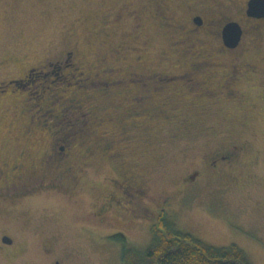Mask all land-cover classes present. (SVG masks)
I'll return each instance as SVG.
<instances>
[{
    "label": "rangeland",
    "instance_id": "obj_1",
    "mask_svg": "<svg viewBox=\"0 0 264 264\" xmlns=\"http://www.w3.org/2000/svg\"><path fill=\"white\" fill-rule=\"evenodd\" d=\"M167 1L178 20L186 19L195 9L216 7L218 2ZM151 2L0 0V79L19 78L29 65L51 62L43 69L46 77L33 74L34 84L15 90L12 96L28 97L32 90L49 85L63 96L57 103L64 108L68 106L64 97L75 93L81 98L83 116L91 112L96 117L81 124L82 120H73L66 113V122L57 125L49 114L43 116L40 110L35 117L37 113L31 109L28 114L44 126L25 138L22 119L12 113L15 99H3L0 155L12 162L20 160L30 170L38 166L39 156L64 146L63 164L69 172L60 175L56 185L46 182L29 190L27 197L15 200L13 206L0 208V232L8 230L15 235L18 246L9 261L0 251V264H27L35 259L49 264L59 256L64 264H121V244L112 236L121 233L128 246L145 250L151 242V226L159 222L161 200L166 218L177 230L207 245L235 243L252 264H264V38L258 40L259 51L252 47L245 50V56L263 74L242 78L244 96L202 97L204 91L194 88L198 85L190 80L196 79L193 75L147 92L146 87L157 85L148 78V84L134 92L141 95L135 103L125 91L128 81L104 87V78L121 77L126 65L136 63L135 54L143 56L138 68L143 71L175 72L184 62V55L178 58L169 49ZM222 2L221 10L232 13L241 5ZM133 8L139 11L137 18L128 13ZM119 42L124 46L139 42L140 48H145L137 52L131 48L126 62L121 63L114 57ZM124 46L119 48L122 52ZM74 47L76 59L62 69L61 76L54 56L60 50L74 51ZM223 57L218 56V60L224 61ZM98 64L122 68L88 83L80 70L92 74ZM69 72L74 82L68 78ZM176 82L187 87L175 89L178 95L170 89ZM145 92L150 97H142ZM33 93L39 99L40 92ZM34 101L39 102L29 98L26 106ZM53 123L56 126H51ZM230 142L242 146L237 159L219 172L210 171L204 157ZM129 167L135 175L134 186L146 191L141 212L136 215L130 210L134 208L132 199L127 200L122 191ZM198 167L200 176L186 183L183 177ZM37 171L34 174L40 175L41 170ZM48 249L54 251L52 256Z\"/></svg>",
    "mask_w": 264,
    "mask_h": 264
},
{
    "label": "flooded vegetation",
    "instance_id": "obj_2",
    "mask_svg": "<svg viewBox=\"0 0 264 264\" xmlns=\"http://www.w3.org/2000/svg\"><path fill=\"white\" fill-rule=\"evenodd\" d=\"M187 1L197 3L203 0ZM226 1L228 4L239 2L241 5L233 13L228 10L222 11L221 8L223 2L222 0H218L216 7L208 6L204 8V11H198V9H195V11L190 13L186 19L178 20L177 15L172 10L170 11L171 8L168 6L169 2L167 0H152L151 6L154 8L153 16L154 18H157V25L166 33L169 49L178 58L179 56L184 55L182 57L184 62L182 63L180 70L170 73L157 69H149L146 71H143L144 69L138 70L143 56L142 54H135V60H137L136 63L130 67H128V65L131 64L126 65L121 77L113 78V80H110L109 76L105 77L104 87L110 82L124 83L128 81L130 85L127 86L128 89L125 91L131 93L130 99L132 102L134 101L136 103L140 100L139 98L141 95L134 94V92H137L138 90L140 91L142 85H147V80H150L148 78H152L151 81L156 82L157 85L152 84L150 87L148 86L149 88L146 87L147 92L157 91V89L163 88V83L169 85V81H173L177 78H192L194 75L196 79L194 80V78H192L190 80L193 81L192 84H195L196 86L198 85L194 88L197 90L202 89L204 91L201 94L202 97L237 98L239 96H244V93L241 91L243 88L242 78L256 74L257 76L262 77L263 74V71L259 69L252 60L245 56V50L252 47L254 50L256 49V51H259L260 44L258 40L264 38V15L250 14L248 12L249 0H224V2ZM124 3L125 2H123V4ZM137 12L139 11L136 8H133L128 13L132 14V18H137ZM231 22L237 23L241 29L240 39L233 46L227 45L223 38V30L225 26ZM138 24L139 23H136V25ZM245 38H248L246 43L245 41L243 42ZM122 46H124L122 43L118 44L115 49L116 53L114 54L115 59L121 63L126 62V55L131 48H134L136 52L145 48V46L140 48L139 42L134 46H130L127 43L126 46L129 49H126V46H124L125 50L122 52L119 49ZM75 55H77L76 47H74V51L60 50L55 54L54 58L56 66H58L57 68L61 72V76L63 75L62 69H67L72 65L73 59H76ZM218 56H224V61L218 60ZM50 65L51 62L48 61L39 66L29 65L19 78L0 79V105H3V99L5 100V98H7V100L8 98L15 99V102L12 103L14 108L12 113L18 114L17 116L19 119H22L23 129L21 132L25 138H27L28 135L32 136L37 134L36 130L41 129L40 127L44 126L42 123L40 124L38 120H34L32 113L28 114V111L31 109H33L34 112L36 111V113L41 110L43 116L49 114V118L52 117L56 119L57 125L66 122L64 119L66 113H70L73 120H82L81 124H85L88 117L93 116L96 118L95 114H90L91 112H88L89 114L87 113V116H83L81 110V98L75 93H72L71 96L64 97V100L68 103V106L64 108L61 103H57L63 96L53 92L49 85H42L39 90H32L28 97L12 96V93L15 90L19 91L20 89H28L29 84H34V79L32 77L33 74H39V76L44 74V77H46L47 73H44L43 69L48 68ZM97 66L98 69H95L96 71L92 74L89 73V71L80 70V74L88 83H95L100 74H109L117 68H122L121 66L116 65H111V67L107 68L100 64ZM68 74V78L73 80V73L69 72ZM58 77L59 75H57V78ZM184 84L181 85L176 82V84L174 83L170 85L172 94L178 95L174 90L182 89L185 87ZM186 86H188V89L191 88L190 85ZM170 89H166V91ZM161 90L162 89H160V91ZM36 91H41L39 99L36 98V95L33 93ZM237 92L239 95H236ZM142 97L148 98L150 96L145 92ZM29 98L36 99L39 102L34 101L30 104V107H28L26 104L28 103L27 100ZM8 101L10 102V99ZM5 105L8 108L9 104L7 102ZM91 109L94 110L93 107H91ZM26 114H28V116H26ZM34 116L38 117V113ZM183 120H185L184 117ZM56 124L53 123L51 126H56ZM124 127L125 126L121 125V129H125ZM49 133L55 135L52 131H49ZM240 148H242V146L233 142L224 145L221 144L213 149L209 155L204 157L203 162L210 171L219 172L224 166L227 164L230 165L237 159ZM64 149V146H62L57 151L51 150L50 153L39 156L37 158L38 166H32L30 170L26 168L25 163L22 161L14 160L15 162H12V160L9 161L1 154L0 208L3 207V205H5L4 207L13 206L15 200L27 197L30 192L29 190L33 191L35 188L43 186L46 182L52 186L56 185L59 176L69 172V167H67L66 164H63L64 156L62 154ZM114 157H119V154L116 153ZM37 169L41 170L40 175L37 173L34 174V172H38ZM200 170L199 167L191 169L186 176L183 177V180L186 183L195 181L201 174ZM134 176V173L129 167L124 174V186L122 185V191L126 194H123L124 196H128L127 200L129 199L130 201L132 199L131 202L133 203L134 208L130 210L133 212V215H136L138 212H141L143 207L141 202L142 198L146 195V191H143L142 187L139 188L138 186H134L132 183ZM161 201V206H163L164 201ZM107 206H109V204ZM161 206L157 210V215H160L163 211ZM106 209H108V207H106ZM16 239L17 237L8 230L0 232V251L4 253L7 261L12 259L16 254H14V251L18 248ZM53 252L52 249L47 250V253L50 256H52ZM33 261L34 263L29 262L27 264H39L38 259ZM49 264H64L62 256L54 257Z\"/></svg>",
    "mask_w": 264,
    "mask_h": 264
},
{
    "label": "trees",
    "instance_id": "obj_3",
    "mask_svg": "<svg viewBox=\"0 0 264 264\" xmlns=\"http://www.w3.org/2000/svg\"><path fill=\"white\" fill-rule=\"evenodd\" d=\"M158 221L151 226V242L143 251L128 246L121 233L112 236L121 244V264H252L235 243L221 247L207 245L192 234L177 230L163 211Z\"/></svg>",
    "mask_w": 264,
    "mask_h": 264
},
{
    "label": "water",
    "instance_id": "obj_4",
    "mask_svg": "<svg viewBox=\"0 0 264 264\" xmlns=\"http://www.w3.org/2000/svg\"><path fill=\"white\" fill-rule=\"evenodd\" d=\"M248 12L252 15H264V0H249ZM241 36L240 26L231 22L223 30V38L227 45H235Z\"/></svg>",
    "mask_w": 264,
    "mask_h": 264
}]
</instances>
